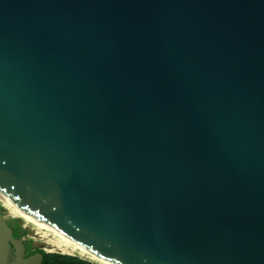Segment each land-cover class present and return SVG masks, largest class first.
Returning a JSON list of instances; mask_svg holds the SVG:
<instances>
[{
	"label": "water",
	"instance_id": "obj_1",
	"mask_svg": "<svg viewBox=\"0 0 264 264\" xmlns=\"http://www.w3.org/2000/svg\"><path fill=\"white\" fill-rule=\"evenodd\" d=\"M16 209L106 264H264V0H0V264H41Z\"/></svg>",
	"mask_w": 264,
	"mask_h": 264
},
{
	"label": "bare ground",
	"instance_id": "obj_2",
	"mask_svg": "<svg viewBox=\"0 0 264 264\" xmlns=\"http://www.w3.org/2000/svg\"><path fill=\"white\" fill-rule=\"evenodd\" d=\"M15 217H20L24 221L31 223L38 227L39 230L44 231L43 233L45 235L52 234L53 240L52 242L58 247L60 251L67 252L72 251L74 253H78L81 256L86 257L87 259L100 263V264H106L105 262L99 260L98 258L94 257L81 247H79L77 244L63 236L61 233L47 225L45 222L37 218L36 216H33L31 214H28L26 212H23L21 210L16 209L13 213H11Z\"/></svg>",
	"mask_w": 264,
	"mask_h": 264
},
{
	"label": "rangeland",
	"instance_id": "obj_3",
	"mask_svg": "<svg viewBox=\"0 0 264 264\" xmlns=\"http://www.w3.org/2000/svg\"><path fill=\"white\" fill-rule=\"evenodd\" d=\"M17 220H20L19 224L21 225L22 229L27 232L26 235L23 237V240L24 241L32 240L33 242L32 246L34 245L33 247H39L49 253H60L63 255H68V256H75L80 259L92 262L94 264H100V263L91 261L87 259L86 257L81 256L78 253H74L72 251H67V252L60 251L58 247L52 242L53 240L52 234L45 235L43 233L44 231L39 230L38 227H36L35 225L24 221L20 217H15L12 214H10L8 216V221L10 222V227L12 228V230L18 225Z\"/></svg>",
	"mask_w": 264,
	"mask_h": 264
},
{
	"label": "trees",
	"instance_id": "obj_4",
	"mask_svg": "<svg viewBox=\"0 0 264 264\" xmlns=\"http://www.w3.org/2000/svg\"><path fill=\"white\" fill-rule=\"evenodd\" d=\"M18 225L13 228V235L17 239H23V237L26 235V231L22 229L20 223V220H17ZM29 245V249L25 253V257H29L33 253H40L43 257V263L42 264H94L92 262L80 259L75 256H68L58 253H49L45 250L39 248V247H33L32 246V240L27 241ZM12 253L10 252V258L9 261H12Z\"/></svg>",
	"mask_w": 264,
	"mask_h": 264
},
{
	"label": "flooded vegetation",
	"instance_id": "obj_5",
	"mask_svg": "<svg viewBox=\"0 0 264 264\" xmlns=\"http://www.w3.org/2000/svg\"><path fill=\"white\" fill-rule=\"evenodd\" d=\"M24 245H25V253L27 252V250L29 249V245H28V243H27V241H24ZM34 246V245H33ZM11 253H12V258H13V254H14V250H13V248H11V251H10ZM58 254H60V253H58ZM14 259V258H13ZM13 259H11L12 261H13ZM43 263V260H42V262H41V264Z\"/></svg>",
	"mask_w": 264,
	"mask_h": 264
}]
</instances>
